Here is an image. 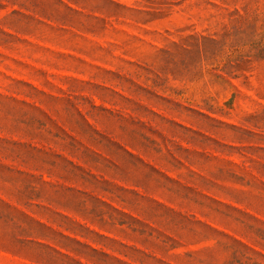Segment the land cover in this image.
Returning a JSON list of instances; mask_svg holds the SVG:
<instances>
[{
    "label": "rangeland",
    "instance_id": "rangeland-1",
    "mask_svg": "<svg viewBox=\"0 0 264 264\" xmlns=\"http://www.w3.org/2000/svg\"><path fill=\"white\" fill-rule=\"evenodd\" d=\"M0 264H264V0H0Z\"/></svg>",
    "mask_w": 264,
    "mask_h": 264
}]
</instances>
